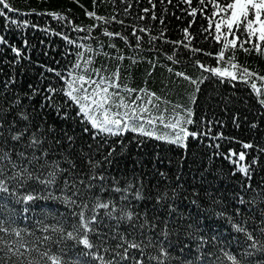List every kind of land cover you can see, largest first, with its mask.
<instances>
[{
	"label": "snow or ice",
	"instance_id": "obj_1",
	"mask_svg": "<svg viewBox=\"0 0 264 264\" xmlns=\"http://www.w3.org/2000/svg\"><path fill=\"white\" fill-rule=\"evenodd\" d=\"M74 2L93 23H75L67 15L71 9L21 8L13 0H0V17L17 27L30 21L11 14H36L64 21L72 31L84 33L77 38L56 33L76 49L75 62L67 75L44 65L63 81L58 86L51 82L43 87L28 84L27 90H17L12 77L0 82V264H264V178L252 183L259 154L251 163H241L245 151L229 149L225 153L245 177L229 198V210L219 189L213 190L215 182L205 176L197 189L185 187L181 173L171 169L116 175L111 171L117 163L116 144L121 152L126 145L123 140L110 139L131 132L136 134L134 138H154L186 151L188 138L201 135L188 127L195 123L193 107L174 103L146 87L121 82L126 59L130 66L147 60L149 75L160 66L169 73L170 82L173 78L186 81L193 105L201 85L209 78L205 73L233 87L239 81L250 88L260 115H264V74L237 59L241 52L264 58V0H196L195 4L193 0L175 4L173 0H148L149 6L138 8L134 17L132 0H120L125 5L124 18L115 7L113 12L117 14H99L95 10L98 0H92L91 10L81 0ZM111 2L116 4V0ZM135 2L138 6L140 0ZM158 3L172 5L192 17L182 30L183 39L169 40L164 35L166 28L157 35L151 27L125 19H159L163 25L169 9L162 8L158 17ZM181 3L186 7L181 8ZM198 14L207 20V26L202 27L207 34L204 39L212 38L217 45L215 52L192 44L195 36L189 28ZM113 23L121 25V30H110L108 25ZM97 28L99 33L95 32ZM128 28L135 42L125 34ZM115 38L135 54L124 53L113 42ZM158 39L193 54L214 57L217 63L213 66L200 58L192 59V65L202 70L199 76H193L179 67L187 60L178 57L175 50L169 54L157 47L154 42ZM89 40L96 47L85 42ZM145 42L154 56H140ZM8 43L0 35V45ZM24 43L27 45L26 40ZM11 50L16 57L22 56L21 48L12 46ZM97 56L107 62L96 66ZM161 56L170 64H161ZM113 60L118 63L110 68ZM124 71L130 74L129 67ZM238 116H233L237 127ZM250 126L260 125L253 120ZM218 138H224L222 132ZM139 142L143 144V140ZM241 143L244 149L254 147L251 142ZM210 146L220 148L219 143ZM255 147L258 153L264 152L259 145ZM236 156L238 160H233ZM37 205L48 209L43 219L36 216ZM217 217L223 218V224L209 223ZM49 218L52 222H46Z\"/></svg>",
	"mask_w": 264,
	"mask_h": 264
},
{
	"label": "trees",
	"instance_id": "obj_2",
	"mask_svg": "<svg viewBox=\"0 0 264 264\" xmlns=\"http://www.w3.org/2000/svg\"><path fill=\"white\" fill-rule=\"evenodd\" d=\"M17 7L27 8L29 6L35 7L38 10L50 9L56 11H65L71 9L67 15L77 24L88 25L93 23L87 16L84 15V9L79 7L74 0H13ZM178 0H173V3H177ZM81 3L91 10L92 0H81ZM132 16L134 17L138 8L148 7V0H140L139 5H136L135 0H132ZM196 3V0H193ZM119 11L120 18H124L122 9L125 7L120 0H116V4L113 5L111 0H105L104 3H99L96 7V11L99 14L110 16L117 14L113 12V8ZM164 7L169 9L167 15L164 16L163 25L160 24L159 19L151 21L145 19L143 21L132 20L131 17L125 18L133 23H139L152 28L153 34L159 35L161 29L166 28L167 31L164 35L169 40H181L184 38L183 28L189 25V21L192 19L186 12H181L179 8L173 9L169 4H157V16L159 17L160 10ZM180 7H186L182 3ZM173 11L175 14L173 15ZM14 17L23 20L30 21L29 25L25 26L21 24L19 27L7 23L2 17H0V35H4L8 40V45H0V82L5 81L7 78L12 77L16 80L17 90H27L28 84H36L43 87L47 83L51 82L54 85H59L63 81H59L53 72L47 71L44 65L50 68L58 69L61 73L67 75V71H71V65L75 62V46H70L66 41L62 39L58 32H64L72 38L83 36L84 33H77L71 30L64 21H59L51 18L50 16L41 15H29L27 17L19 16L17 14H11ZM182 17V18H178ZM103 23V22H101ZM32 25H39V28H34ZM207 26V20L202 18L199 14L195 18V22L191 24L189 31L193 33L195 39L192 44L196 47L207 49L209 51H217V45L209 36L208 39H204L207 35L202 31V27ZM110 30L120 31L122 26L116 23L108 25ZM44 29H52L53 31H47ZM100 29L95 30L99 33ZM125 34H128L130 39L135 42V38L131 36V29H124ZM95 34V33H94ZM101 39L107 41V37H101ZM27 41L25 45L24 41ZM147 40V34H145V41ZM96 47L94 41H85ZM117 47L120 48L128 56L135 53L131 48L126 46L119 38H115L114 41ZM159 48L171 54L173 50L176 51V55L187 60V64L181 65L182 69H185L189 74L193 76H199L201 74L200 69L192 65V59L200 58L206 64L215 66L216 60L214 57L204 56L203 54L190 53L182 46H174L171 43H166L163 40H157L154 42ZM12 46L22 49V56L16 57L12 52ZM71 48V51H68ZM149 45L145 42L143 44V51L140 52L141 57L154 56V53L148 51ZM115 52V49H109ZM237 59L240 63L246 64L250 68L256 69L264 74V58H260L253 55H246L239 53ZM102 62H107L103 56H97L95 63L99 66ZM118 61H111L109 67L114 68ZM161 64H170L169 61L163 56L160 57ZM125 67H129V73L124 71ZM150 65L147 60H141L137 65L130 66V61L126 59L122 64L121 82L129 85L130 87H146L148 89L157 91L158 95H166L169 99H172L174 103L183 104L186 107L191 106L194 109L193 119L194 124L188 125L190 130H197L201 133L198 138H188V149L185 151L182 147L174 144H169L163 141L156 140L154 138L140 137L134 138L136 134L128 132L123 136L111 137L112 142L123 140L126 148L123 152L120 151V145L117 143V153L115 159L117 161L111 168L118 176H123L125 173L131 175L133 170L139 173L141 170L145 173H155L156 170L168 171L172 170L173 173L179 171L182 175V181L185 182V187L192 185L199 189L202 183V176H205L209 181H214L213 190L219 189L225 205H228L231 210V205L228 204L229 198L233 194V190L244 182L245 177L239 171L238 166L231 163L225 158V153H228L229 149H234L236 152L245 151V161L241 163H251L254 156L259 154V167L255 169L253 174L252 183L255 185L264 178V152H259L255 145H259L260 148H264V115H260V106L255 100L254 94H251L250 88L246 87L239 81L234 82L236 84L233 87L232 83H221L217 78L205 73L209 78L201 85V92L198 94L199 98L196 103L190 104L189 94L191 89L187 86V82L179 81V78H173L169 81V73L165 68L157 66L155 71L148 74ZM43 73V76H41ZM121 91H123L121 89ZM135 95V94H133ZM171 108V106H169ZM227 108V111H225ZM239 113L237 122H233L234 114ZM253 120L259 122V127L252 128L250 126ZM79 132V128H77ZM222 132L224 138H218V133ZM207 133V135H204ZM235 137L236 139H232ZM143 140V144L139 142ZM241 142H251L254 147L252 149H244ZM219 143L220 148L214 149L210 145ZM219 152V155H213L215 152ZM183 155L184 159H181ZM230 155V153H229ZM169 160L172 163H169ZM233 160H238V156L233 157ZM180 165L179 169L177 165ZM235 171V175L232 172ZM151 177H149L150 179ZM220 209L217 208V211ZM48 209H41L37 205L36 216L37 218H44ZM55 213V209L52 210ZM62 211V209H61ZM219 221L223 224V218L217 217L209 223H215ZM46 222H52L49 218ZM31 226V220L28 222ZM223 231V228H221ZM226 236L227 232L224 233ZM53 251H56L53 248Z\"/></svg>",
	"mask_w": 264,
	"mask_h": 264
}]
</instances>
